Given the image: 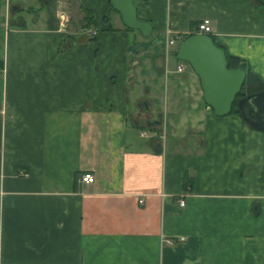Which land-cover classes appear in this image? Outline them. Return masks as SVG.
<instances>
[{"label":"crops","instance_id":"0c3cea01","mask_svg":"<svg viewBox=\"0 0 264 264\" xmlns=\"http://www.w3.org/2000/svg\"><path fill=\"white\" fill-rule=\"evenodd\" d=\"M0 3V264H264V130L164 49L210 19L264 84V0H134L149 37L112 0Z\"/></svg>","mask_w":264,"mask_h":264},{"label":"water","instance_id":"95a60500","mask_svg":"<svg viewBox=\"0 0 264 264\" xmlns=\"http://www.w3.org/2000/svg\"><path fill=\"white\" fill-rule=\"evenodd\" d=\"M112 5L128 28L139 30L144 37L152 34L153 24L138 17L134 0H112ZM176 57L200 77L204 99L215 114H230L245 84L247 70L242 65L230 67L225 49L209 34L194 33L184 38ZM238 105L252 127L264 130V90L240 99Z\"/></svg>","mask_w":264,"mask_h":264},{"label":"built area","instance_id":"2783aa9c","mask_svg":"<svg viewBox=\"0 0 264 264\" xmlns=\"http://www.w3.org/2000/svg\"><path fill=\"white\" fill-rule=\"evenodd\" d=\"M97 30L93 31V34H97ZM194 33H203V34H212V24H211V20L210 19H203L197 26V29ZM166 36H167V41H166V45H165V57H166V65H165V70L167 73H170V67H169V60L170 57L172 55V53H175V51L177 50L180 42L185 38V34L179 33V32H175L173 30V28L168 27L166 30ZM187 67V63L181 61L180 63H178V65L176 66L175 72L177 73H183L186 70ZM142 135H146L145 132L142 133ZM21 174H23V172H20ZM80 180L82 182L91 184L93 182L96 181V177L95 174H93L92 172H86L84 173ZM144 200L140 199V202L142 203ZM180 203L182 206L185 205V199H181ZM185 237H181V240H184ZM168 242L172 243V240H168Z\"/></svg>","mask_w":264,"mask_h":264},{"label":"trees","instance_id":"16d2710c","mask_svg":"<svg viewBox=\"0 0 264 264\" xmlns=\"http://www.w3.org/2000/svg\"><path fill=\"white\" fill-rule=\"evenodd\" d=\"M89 17L92 18L90 15H89ZM127 29H130V28H127ZM192 34H194V33L186 35L185 38L187 36L192 35ZM175 55H176V51H175ZM227 58H228L230 67H237L239 65H243L242 63H240L239 59L234 57V56H231V55L227 54ZM0 67L1 68L3 67V61L2 60L0 61ZM263 90H264V84L262 83L260 78L257 75H255L253 72L247 71V78H246L245 84L243 85L242 90L239 93V95L237 97V100L234 103L233 109H232L230 114H238V115H240L243 118V120L248 125H250L252 127V125L244 118L243 111L239 107L238 101L240 99H243V98L247 97L250 94L259 93V92H261ZM253 128H255V127H253ZM185 183H186L187 186L190 184V177L188 176V174L185 175Z\"/></svg>","mask_w":264,"mask_h":264},{"label":"rangeland","instance_id":"374dc122","mask_svg":"<svg viewBox=\"0 0 264 264\" xmlns=\"http://www.w3.org/2000/svg\"><path fill=\"white\" fill-rule=\"evenodd\" d=\"M1 6H2V5H1V3H0V7H1ZM8 15H9V14H8ZM8 15H7V16H8ZM1 18H2V17H1V15H0V22H1ZM0 31H1V28H0ZM169 67H170V70H171L170 73H171V74H172V73H175V68H173L174 66H173L171 63H170V65H169ZM169 75H170V74H169Z\"/></svg>","mask_w":264,"mask_h":264}]
</instances>
